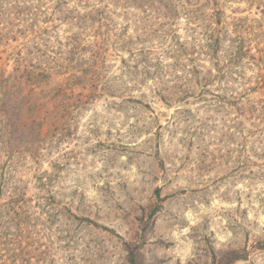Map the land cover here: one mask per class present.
<instances>
[{
  "label": "rangeland",
  "instance_id": "1",
  "mask_svg": "<svg viewBox=\"0 0 264 264\" xmlns=\"http://www.w3.org/2000/svg\"><path fill=\"white\" fill-rule=\"evenodd\" d=\"M0 5V73L51 75L2 264H264V0Z\"/></svg>",
  "mask_w": 264,
  "mask_h": 264
},
{
  "label": "trees",
  "instance_id": "2",
  "mask_svg": "<svg viewBox=\"0 0 264 264\" xmlns=\"http://www.w3.org/2000/svg\"><path fill=\"white\" fill-rule=\"evenodd\" d=\"M11 6V5H9ZM14 7V6H13ZM0 9L3 11L2 13H7L5 8L0 5ZM27 29H23L26 31ZM35 49L40 50L38 46V42L35 43ZM243 52L237 51L235 54L230 55L228 61H233L236 58H240ZM43 63V65H24L22 68V72L19 74L10 73L8 75L5 74V71L0 73V197L3 193V190L8 192V201L2 204L0 202V209L3 206V212L0 214L2 217H5L6 214L14 215L12 218L7 216L3 222L10 223L15 221L18 212L23 208L24 203L27 202V198L21 192V189L18 185V181L15 180L14 175L16 169L11 165L15 166L17 163H14L13 155L14 152H17V155L20 159H25V152H28V146L24 143H21V140H18L17 145H13L12 135L10 128L12 126L11 119L15 114V111L21 115H25L29 117V121L25 122V126H29L30 123H34L32 118L34 115L39 114V111L42 110L43 105L48 103L51 97H43L38 98V95H32L28 93L25 89L26 83L35 81L38 82L35 85L38 88H41L45 79H51L50 73L46 70L50 67H47ZM20 69V67H18ZM259 87L264 90V72L260 74L259 78ZM34 85V86H35ZM29 86V85H27ZM26 91V92H25ZM56 94V93H55ZM16 101L21 102L20 106H15ZM41 123L32 124V129L37 130V134L41 131ZM28 143V142H27ZM5 157V160L1 158ZM13 160V164L11 161ZM2 228V227H1ZM6 229V228H4ZM131 253L130 262H134V256ZM241 257L234 256L231 260H237ZM0 264L2 262L0 261Z\"/></svg>",
  "mask_w": 264,
  "mask_h": 264
}]
</instances>
